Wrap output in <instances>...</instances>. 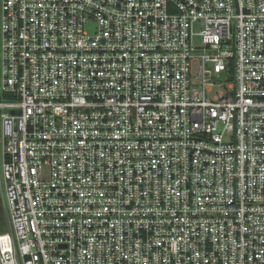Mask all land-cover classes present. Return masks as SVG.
Segmentation results:
<instances>
[{
  "label": "built area",
  "instance_id": "built-area-1",
  "mask_svg": "<svg viewBox=\"0 0 264 264\" xmlns=\"http://www.w3.org/2000/svg\"><path fill=\"white\" fill-rule=\"evenodd\" d=\"M0 264H264V0H0Z\"/></svg>",
  "mask_w": 264,
  "mask_h": 264
},
{
  "label": "rangeland",
  "instance_id": "rangeland-1",
  "mask_svg": "<svg viewBox=\"0 0 264 264\" xmlns=\"http://www.w3.org/2000/svg\"><path fill=\"white\" fill-rule=\"evenodd\" d=\"M94 26V23H89L88 24V28L90 29L91 27H93Z\"/></svg>",
  "mask_w": 264,
  "mask_h": 264
}]
</instances>
